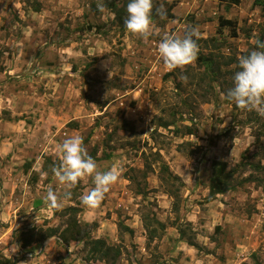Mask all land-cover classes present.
Wrapping results in <instances>:
<instances>
[{
	"label": "rangeland",
	"instance_id": "rangeland-1",
	"mask_svg": "<svg viewBox=\"0 0 264 264\" xmlns=\"http://www.w3.org/2000/svg\"><path fill=\"white\" fill-rule=\"evenodd\" d=\"M113 1L123 3L0 0V254L16 264H106L90 258L89 241L66 244L59 234L21 248L23 233L68 227L71 234L76 220L91 238L120 249L118 264H264V184L209 194L213 161L229 170L264 165V116L224 95L238 58L264 50L257 49L264 10L254 0H153L154 29L145 40L121 30ZM221 17L237 22V37L229 27L219 31ZM190 26L204 40L198 57L168 71L158 44ZM210 53L208 69L200 58ZM159 119L174 124L159 127ZM76 134L98 170L118 169L96 207L80 201L94 187L91 177L68 189L52 173L58 145ZM165 168L179 180L163 182ZM250 175L264 179L247 168L235 182ZM49 186L71 198L49 207ZM144 220L158 230L152 241Z\"/></svg>",
	"mask_w": 264,
	"mask_h": 264
},
{
	"label": "clouds",
	"instance_id": "clouds-1",
	"mask_svg": "<svg viewBox=\"0 0 264 264\" xmlns=\"http://www.w3.org/2000/svg\"><path fill=\"white\" fill-rule=\"evenodd\" d=\"M103 11V6H99ZM153 0H129L126 6L127 18L125 29L134 36L147 40L153 34ZM157 14L163 19L166 12L161 7ZM196 28L186 30L184 35H165L158 44V56L168 71L184 69L193 64L199 54ZM257 49H264V44H257ZM237 70L232 76V86L226 91L225 98L237 108L255 111L264 116V50H252L238 58ZM185 81L187 77H182ZM60 163L52 168L58 182L71 189L77 183L91 177L94 187L80 197L81 204L87 207L98 206L110 187L118 180V169L98 170L97 162L88 154L83 137L79 134L65 138L58 145ZM71 198V192L59 195L52 186L46 192L45 200L49 207L58 208L63 201Z\"/></svg>",
	"mask_w": 264,
	"mask_h": 264
},
{
	"label": "trees",
	"instance_id": "trees-1",
	"mask_svg": "<svg viewBox=\"0 0 264 264\" xmlns=\"http://www.w3.org/2000/svg\"><path fill=\"white\" fill-rule=\"evenodd\" d=\"M221 1L227 2L231 5H238L240 3V0H221ZM114 2L115 1H113V3L109 5V8H111L112 11L115 13L116 18L119 21L121 30L125 32L126 29L124 27V20L126 19L125 16H127L126 6L129 0H123L122 5L119 6L120 8ZM254 5L260 6L264 10V0H254ZM41 9H42V5L41 3H38V2H36L32 8V10L36 13L40 12ZM171 17L173 18L174 16L172 15ZM153 19H154V16L152 14V20ZM219 24H220L219 26L220 32L222 31L223 28L229 27L232 31V36L233 37L238 36L236 21H232L230 19H225L221 17L219 19ZM191 28L193 27L192 26L187 27L186 30H191ZM203 41H201V39H198L197 40L198 46ZM259 43H262V40L259 41ZM214 57H215V53H210L208 56L206 55L205 57L200 58V60L203 62L204 66L206 65L208 69H211L212 61L215 62ZM215 68L217 69V67ZM171 124H174V122L164 121L162 119H159V127L168 128ZM123 125L127 126V123H124ZM194 132H195L194 129H192L191 127H187L186 134L193 135ZM261 136H264V130L262 131ZM107 157L109 156L107 155ZM28 166H30V163H28ZM212 166H213V172H212V177L210 179V185H209V189H210L209 194L212 199L218 195L236 191L238 187H243L244 184L248 182L256 183L259 186H263L264 184V179H259L258 177H255L254 175H250L247 178L237 183L235 182L236 175L240 169L246 170L247 168H251L253 171L257 173L259 172L263 173L264 165H262L260 162L259 163H253L251 161H248L246 163L242 162L241 164H238L237 167H234L233 169H230V170L228 169L227 163L220 162V161H213ZM164 172L167 173V177L166 178L165 176L162 177L163 182L165 181L174 182V181L179 180V178L176 175L173 176L172 174H168L167 168L164 169ZM129 180L132 181L131 179ZM168 193L174 197H178V194L175 191H171L170 189H168ZM139 194H142V192H140ZM69 211H71L72 213H76L75 208H71L69 209ZM155 222L158 224V226L160 227L162 231L165 230V225H163L158 220H155ZM73 224H74V228H77V229L73 231V233L71 234L69 230L67 229L68 227L64 229L62 232H59L58 228H48L47 231H43L41 229L37 233H35V231L33 230H29L28 233H23V237L26 236V238H23V243L21 245V248L23 249L27 247L33 241L41 243L59 234V239H61L62 242L66 244H69L72 241H78V242H84V243L89 241V245H91V248L89 249V254H90V258H92L93 260L105 262L106 264H118V261L121 256V251L119 248L108 245L104 239L91 238L90 231H86L85 229L81 228V226L79 227L76 220H74ZM124 228L130 233H133L132 229H129L128 227H124ZM145 229L148 232L149 240L152 241L155 237L158 236L157 235L158 230L152 229V223L145 222ZM74 233L76 235H74ZM180 234H181V238L183 239L184 232L182 230H180ZM189 243L191 246H195V244L192 241H190ZM17 262H18L17 260L6 258L0 254V264H16Z\"/></svg>",
	"mask_w": 264,
	"mask_h": 264
},
{
	"label": "crops",
	"instance_id": "crops-1",
	"mask_svg": "<svg viewBox=\"0 0 264 264\" xmlns=\"http://www.w3.org/2000/svg\"><path fill=\"white\" fill-rule=\"evenodd\" d=\"M43 246H45V245H43ZM40 248H42V247H40Z\"/></svg>",
	"mask_w": 264,
	"mask_h": 264
}]
</instances>
